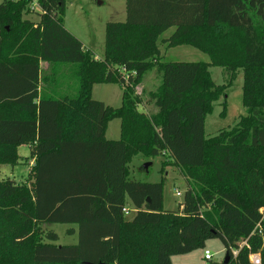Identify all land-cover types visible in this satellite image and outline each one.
Wrapping results in <instances>:
<instances>
[{
    "label": "trees",
    "instance_id": "trees-1",
    "mask_svg": "<svg viewBox=\"0 0 264 264\" xmlns=\"http://www.w3.org/2000/svg\"><path fill=\"white\" fill-rule=\"evenodd\" d=\"M33 2L39 22L25 19ZM66 5L0 3V167L16 165L23 145L35 158L29 185L0 179V264H174L211 239L227 264H254L253 254L264 264V0H127L126 21L106 25L102 59L67 30ZM171 28L163 44L192 46L210 63L162 62L158 41ZM41 62L75 64L77 94L49 92ZM210 66L230 82L217 85ZM153 69L161 83L148 115L136 88ZM239 69L247 115L206 138L207 116ZM97 84L119 85L121 107L93 99ZM115 119L121 138L112 141ZM138 155L168 156L180 169L188 189L178 212L164 209L163 182L130 179ZM41 224L76 225L79 242L54 244L55 232L43 242Z\"/></svg>",
    "mask_w": 264,
    "mask_h": 264
},
{
    "label": "rangeland",
    "instance_id": "rangeland-1",
    "mask_svg": "<svg viewBox=\"0 0 264 264\" xmlns=\"http://www.w3.org/2000/svg\"><path fill=\"white\" fill-rule=\"evenodd\" d=\"M3 0H0V3ZM66 12L64 24L67 30L75 35L95 57H104L106 25L109 22H125L127 19V0H66ZM36 9H39L36 7ZM36 14V13H35ZM34 14V15H35ZM39 15V14H38ZM27 19L38 18L27 16ZM38 20V19H37ZM175 32V28L166 31L158 41L160 49V59L162 62H206L210 63V57L206 53L191 47L178 46L168 47L163 44L164 39L169 38ZM67 68L68 79L74 85L72 96L78 92L79 81L75 75L77 66L75 64H59ZM212 79L217 85H224L230 82L232 73L222 67L210 66ZM50 70L44 71L48 75ZM56 75V72H55ZM161 83V77L157 69L148 72L136 92L142 97L143 103H150V93L155 92ZM244 70L239 69L236 79L230 86L226 94L214 104V112L207 116L205 124V136L211 138L220 131H229L236 127L240 119L247 115V110L243 102ZM71 92V91H70ZM123 90L119 85H95L93 99L103 101L112 107H120L122 104ZM152 111L156 108L152 102ZM224 112V113H223ZM120 120H115L112 124V132L119 130ZM117 126V127H116ZM111 132V129H110ZM109 132V134H110ZM18 162L16 165L5 164L0 167L1 180H15L19 184H30L31 149L29 146L18 148ZM169 160L168 156L160 155L149 159L142 155L134 157L130 163V179L144 183H164V209L169 212H178L184 203L185 193L188 189V182L181 174L180 169L172 164H165ZM151 163L148 169L145 165ZM177 192H181L178 196ZM130 202V200H129ZM135 212V211H134ZM133 214V212H132ZM130 215L129 219L134 215ZM76 230L75 234H70V229ZM39 233L43 242H49L44 237L47 232H55L59 239L53 242L57 245H75L79 242L78 227L66 224H41ZM205 250L213 254V260L204 259ZM236 249H233V251ZM227 255V251L220 239H211L207 242L205 249L195 250L188 254L173 256L174 264H209L210 262H222Z\"/></svg>",
    "mask_w": 264,
    "mask_h": 264
},
{
    "label": "crops",
    "instance_id": "crops-1",
    "mask_svg": "<svg viewBox=\"0 0 264 264\" xmlns=\"http://www.w3.org/2000/svg\"><path fill=\"white\" fill-rule=\"evenodd\" d=\"M40 12H41L40 8L35 10L34 12L30 11V13L27 14V16H34V17L37 16L38 18H33V19H28V20H31L33 22H39L40 21V17H39L38 14ZM27 18L28 17L25 16V19H27ZM96 58L102 59L103 57L97 56ZM40 67H41V75L42 76H46V75H44V71L50 70V73L48 74V77L50 78V80H49L48 83H46L45 86H44L43 82H41L40 88H39L40 91H41L42 87L44 86V87H46L47 90H49V92H51V91L55 92V94L58 95V96H72L71 93H72V88L74 87V85L68 79V74L66 73L67 68H65L64 65H52L49 62H41L40 63ZM55 72H56V75H55ZM97 85H100V84H97ZM104 85H117V84H104ZM73 90H74V88H73ZM93 91H94V88H93ZM101 102H103V101H101ZM105 104L107 106H110L107 103H105ZM152 106H153V104L151 102L150 103L144 102L138 108H139V110L141 112H145L148 115H152V114H155L157 112V110H158L157 107H156L155 109H153L154 111L151 112ZM113 108H119V107H113ZM115 120H120V119H115ZM115 120H112L111 122H109V125H108V128H107V132H106V138L108 140H112V141H116V140H119L121 138V120H120L119 130L118 131L115 130V128H113L114 131L112 132V128H110L111 124ZM110 129H111V132H110ZM109 132H110V134H109ZM23 146H25V145H23ZM27 146H29V145H27ZM34 164H35V158H31V165L32 166L30 167L31 168L30 172H31L32 167L34 166ZM29 178H30V176H29ZM128 208L132 210L131 202H129Z\"/></svg>",
    "mask_w": 264,
    "mask_h": 264
},
{
    "label": "built area",
    "instance_id": "built-area-1",
    "mask_svg": "<svg viewBox=\"0 0 264 264\" xmlns=\"http://www.w3.org/2000/svg\"><path fill=\"white\" fill-rule=\"evenodd\" d=\"M36 7L39 8L37 2H33L31 4V6H30V11L34 12L35 10H37ZM177 195L180 196L181 195V192H177ZM123 212L125 213L126 216H130L132 214V212H134V210H131L128 207H126V208L123 209ZM245 244H246V242H245ZM233 254L236 257L238 255V251L237 250H234L233 251ZM213 257H214L213 254L209 250H205V252H204V258L207 261H212L213 260ZM251 261L254 264H261V257H260V255L259 254H253V255H251Z\"/></svg>",
    "mask_w": 264,
    "mask_h": 264
},
{
    "label": "water",
    "instance_id": "water-1",
    "mask_svg": "<svg viewBox=\"0 0 264 264\" xmlns=\"http://www.w3.org/2000/svg\"><path fill=\"white\" fill-rule=\"evenodd\" d=\"M150 165H151V163L146 164L145 168L148 169ZM229 260H230V255L227 254L226 257H225L224 263L227 264L229 262ZM88 264H93V263H88Z\"/></svg>",
    "mask_w": 264,
    "mask_h": 264
}]
</instances>
